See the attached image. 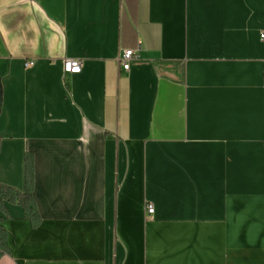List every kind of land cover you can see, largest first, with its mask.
<instances>
[{"label": "crops", "instance_id": "obj_1", "mask_svg": "<svg viewBox=\"0 0 264 264\" xmlns=\"http://www.w3.org/2000/svg\"><path fill=\"white\" fill-rule=\"evenodd\" d=\"M261 33L264 0H0V184L32 154L40 216L0 209V264H264Z\"/></svg>", "mask_w": 264, "mask_h": 264}, {"label": "trees", "instance_id": "obj_2", "mask_svg": "<svg viewBox=\"0 0 264 264\" xmlns=\"http://www.w3.org/2000/svg\"><path fill=\"white\" fill-rule=\"evenodd\" d=\"M1 140V139H0ZM34 190V159L30 153L24 158V187L18 191L13 187L0 184V209L5 211V204H17L23 208L25 218L36 227L40 223V216L33 197ZM8 252L7 235L0 225V258Z\"/></svg>", "mask_w": 264, "mask_h": 264}, {"label": "built area", "instance_id": "obj_3", "mask_svg": "<svg viewBox=\"0 0 264 264\" xmlns=\"http://www.w3.org/2000/svg\"><path fill=\"white\" fill-rule=\"evenodd\" d=\"M260 37L263 38L264 34H260ZM138 56L137 54L134 52V50L132 49H124L121 52V57H120V61H121V66L124 70H127L129 68L130 62L133 60H137ZM32 60H27L24 63L25 67H29L32 65ZM263 64H264V60H263ZM62 69H63V73L65 75L68 74H77L81 71V59L79 58H65L63 59L62 62ZM154 211L153 209V205L151 203H147L145 205V212L147 215L152 214Z\"/></svg>", "mask_w": 264, "mask_h": 264}, {"label": "water", "instance_id": "obj_4", "mask_svg": "<svg viewBox=\"0 0 264 264\" xmlns=\"http://www.w3.org/2000/svg\"><path fill=\"white\" fill-rule=\"evenodd\" d=\"M0 102H1V84H0Z\"/></svg>", "mask_w": 264, "mask_h": 264}]
</instances>
